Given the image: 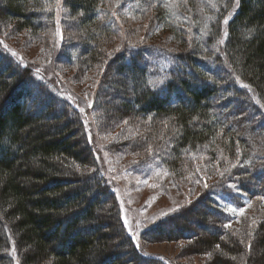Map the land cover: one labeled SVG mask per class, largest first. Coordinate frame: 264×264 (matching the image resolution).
Instances as JSON below:
<instances>
[{
  "label": "trees",
  "instance_id": "1",
  "mask_svg": "<svg viewBox=\"0 0 264 264\" xmlns=\"http://www.w3.org/2000/svg\"><path fill=\"white\" fill-rule=\"evenodd\" d=\"M103 1H60V19L68 23L57 48L67 64L84 71L105 60L92 87L93 118L88 106L73 107L54 71L27 63L0 36V264H172L141 250L97 170L89 126L103 133L134 119L148 122V129L168 125L158 157L171 172L191 154L214 158L221 149L239 157L242 169L231 175L238 189L248 184L257 205L251 235L241 234L249 250L226 229L227 217L210 197L202 208H183L143 230L142 242L191 240L194 252L211 256L207 264H235L240 257L242 264H264V131L248 108L234 103L257 107L264 121V0H182L172 12L157 7L149 20L168 35L171 49L152 52L126 41L111 47L104 24L114 28L119 13L111 12L128 1L107 10ZM57 6V0H0V28L45 33L56 23ZM175 15L186 19V29L173 22ZM210 48L218 53L211 56ZM113 88L131 101L119 100L121 108L110 114L100 100ZM57 107L62 113H54Z\"/></svg>",
  "mask_w": 264,
  "mask_h": 264
},
{
  "label": "rangeland",
  "instance_id": "2",
  "mask_svg": "<svg viewBox=\"0 0 264 264\" xmlns=\"http://www.w3.org/2000/svg\"><path fill=\"white\" fill-rule=\"evenodd\" d=\"M60 1L62 2V0H57L56 23L53 28L49 26L47 32L33 36L25 32L3 31L0 28V31L1 29L3 31L0 36L10 49L21 53L27 63L37 66L38 70L45 67L48 73L54 71L53 76L56 83L63 89L64 92H62L65 96L70 98L73 107L75 108L76 103L88 106V110L91 112L89 116L93 118L92 107L96 92L92 87L96 76L100 74V71L106 69V65L103 64L105 60H101L98 66L84 71L67 64L66 52L64 51L62 54L60 46L57 48V41L63 42L62 36L66 35L68 23L66 19H60L62 13ZM116 1L104 0L103 8L109 9ZM127 1L124 2L125 8L115 7L111 12V15H114L116 11L119 13V17L114 16L116 20L114 28H109L104 24L106 30L103 32L107 36L109 35L108 40L111 47L117 49L126 41L130 45L142 44L148 47L149 52H152L151 47L157 50L158 48L171 49V44L167 42L168 35L158 26H152L154 24L149 18L154 13L153 9L158 7L163 12L165 10L172 12L173 6L181 7L182 0H143L142 2L136 0L133 1L135 5L131 0ZM142 9L146 10L142 12ZM104 12L103 10L101 15ZM175 17L176 21L173 22L186 29L184 21L186 19L179 15H175ZM43 22L47 25L52 23L49 19L46 21L45 18ZM197 36L201 45L204 46L202 36ZM216 52L218 53L217 49L210 48L211 56ZM57 61L63 62L61 64L64 66L62 67ZM115 75L113 73V79H115ZM127 84L129 85H127V90L130 91L131 87L128 81ZM113 89L108 93L107 98L100 100L101 103L110 105L109 108H106L110 114L116 113L117 109L121 108L117 103L119 100L131 101L130 97L123 99L121 91ZM31 90L33 99L39 98V94L32 87ZM41 101H43L42 98ZM234 103L237 107L242 104L246 109L248 108L251 120L257 124V128L264 131V121L257 118V113H260L257 107L250 106L242 99H236ZM59 107L55 109V114L62 113V109ZM104 117L103 119L109 120L107 113ZM86 122H89L88 119ZM167 126L164 122L161 127L148 129V122L134 119L119 124L113 131L105 130L103 133H99L94 126L88 128L92 131V143L96 149L97 170L101 173L105 184L115 193L128 232L145 254L168 259L172 264H207L212 259L211 256L194 252L191 240H157L144 243L140 234L160 221L180 213L183 208L192 206H195L196 209L202 208L200 202L210 197L216 201L214 206L220 208L224 216L227 217L224 224L226 229L231 232L234 239L244 243V249L249 250V242H246V238H241V234L243 232L245 237L251 235L247 232L256 221L257 205H254L253 198L246 192L248 184H244L245 188L238 189L236 179L231 175L236 166H240L239 157L221 149H217L218 152L214 158L204 152L196 156L191 154L184 166L171 172L162 164L161 157H158L161 147L158 141L160 135L162 137L165 134ZM241 167L242 165L237 170L242 169ZM235 173L237 172L235 171ZM262 175L264 177V171ZM194 218L195 216L190 217L191 220ZM164 227L169 229L172 228V225ZM17 250L19 255L20 251ZM13 252L16 253L15 250ZM233 262L242 264V258L233 259Z\"/></svg>",
  "mask_w": 264,
  "mask_h": 264
},
{
  "label": "snow or ice",
  "instance_id": "3",
  "mask_svg": "<svg viewBox=\"0 0 264 264\" xmlns=\"http://www.w3.org/2000/svg\"><path fill=\"white\" fill-rule=\"evenodd\" d=\"M205 187H207V185H205Z\"/></svg>",
  "mask_w": 264,
  "mask_h": 264
}]
</instances>
